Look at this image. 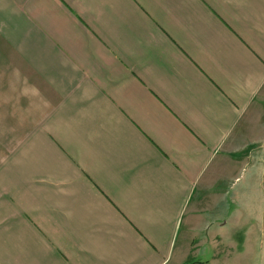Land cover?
<instances>
[{
    "label": "crops",
    "instance_id": "crops-1",
    "mask_svg": "<svg viewBox=\"0 0 264 264\" xmlns=\"http://www.w3.org/2000/svg\"><path fill=\"white\" fill-rule=\"evenodd\" d=\"M0 264H264V0H0Z\"/></svg>",
    "mask_w": 264,
    "mask_h": 264
},
{
    "label": "rangeland",
    "instance_id": "rangeland-1",
    "mask_svg": "<svg viewBox=\"0 0 264 264\" xmlns=\"http://www.w3.org/2000/svg\"><path fill=\"white\" fill-rule=\"evenodd\" d=\"M225 242L228 243L229 242L228 239H225Z\"/></svg>",
    "mask_w": 264,
    "mask_h": 264
}]
</instances>
